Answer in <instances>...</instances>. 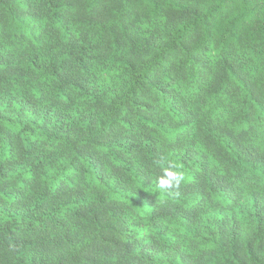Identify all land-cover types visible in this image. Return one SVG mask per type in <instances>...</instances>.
<instances>
[{"label":"trees","instance_id":"trees-1","mask_svg":"<svg viewBox=\"0 0 264 264\" xmlns=\"http://www.w3.org/2000/svg\"><path fill=\"white\" fill-rule=\"evenodd\" d=\"M0 264H264V0H0Z\"/></svg>","mask_w":264,"mask_h":264},{"label":"clouds","instance_id":"clouds-1","mask_svg":"<svg viewBox=\"0 0 264 264\" xmlns=\"http://www.w3.org/2000/svg\"><path fill=\"white\" fill-rule=\"evenodd\" d=\"M156 163L161 166V174L157 177V187L165 191L179 189L186 178L180 167L163 157Z\"/></svg>","mask_w":264,"mask_h":264}]
</instances>
